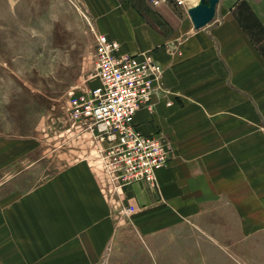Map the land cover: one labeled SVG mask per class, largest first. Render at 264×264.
I'll return each instance as SVG.
<instances>
[{
    "label": "crops",
    "instance_id": "0c3cea01",
    "mask_svg": "<svg viewBox=\"0 0 264 264\" xmlns=\"http://www.w3.org/2000/svg\"><path fill=\"white\" fill-rule=\"evenodd\" d=\"M85 2L98 33L117 40L124 53H150L161 64L151 107L140 109L135 122L144 134L165 135L172 146L156 183L125 189L133 208L129 221L92 226L104 242L98 260L110 246L107 264H264L257 198L252 194L249 205L243 192L244 169L257 165L246 166L245 156L258 163L260 152L258 145L244 147L243 96L253 105L247 119L264 117V0H219L214 19L201 29L188 14L197 0ZM195 72L211 90L207 98L188 96L195 77L187 74ZM232 105L235 117L228 118ZM254 130L246 136L258 139ZM84 170L73 168L60 184L66 200L87 201L94 216L107 206V196ZM79 181L81 191H72Z\"/></svg>",
    "mask_w": 264,
    "mask_h": 264
},
{
    "label": "rangeland",
    "instance_id": "374dc122",
    "mask_svg": "<svg viewBox=\"0 0 264 264\" xmlns=\"http://www.w3.org/2000/svg\"><path fill=\"white\" fill-rule=\"evenodd\" d=\"M96 32L85 0H0V264H107L110 246L98 260L104 242L92 226L130 219L125 193L108 181L99 151L105 143L73 126L67 111L69 93L84 87L93 70ZM192 75L188 96L207 98L203 74L187 77ZM229 85L235 92L230 79ZM243 97L244 147L260 149L258 163L245 156L246 166L257 165L244 169L243 192L249 205L252 194L257 198L254 208L264 225V117L247 119L253 105ZM234 113L232 105L228 118ZM253 128L258 139L246 136ZM85 166L107 196V206L94 216L87 201L66 200L60 184L73 168ZM80 184L70 189L80 192Z\"/></svg>",
    "mask_w": 264,
    "mask_h": 264
},
{
    "label": "built area",
    "instance_id": "2783aa9c",
    "mask_svg": "<svg viewBox=\"0 0 264 264\" xmlns=\"http://www.w3.org/2000/svg\"><path fill=\"white\" fill-rule=\"evenodd\" d=\"M160 1L153 0L155 4ZM184 2L177 0L179 5ZM95 35L96 45L89 53L93 70L84 87L69 93L67 111L73 126L85 127L98 142L105 143L99 151L108 181L123 194L135 183H156L157 172L172 158L165 135L144 134L135 122L140 109L151 107L154 83L163 68L150 53H124L117 40L98 32Z\"/></svg>",
    "mask_w": 264,
    "mask_h": 264
},
{
    "label": "water",
    "instance_id": "95a60500",
    "mask_svg": "<svg viewBox=\"0 0 264 264\" xmlns=\"http://www.w3.org/2000/svg\"><path fill=\"white\" fill-rule=\"evenodd\" d=\"M219 0H199L188 9V14L196 29L207 26L215 17Z\"/></svg>",
    "mask_w": 264,
    "mask_h": 264
},
{
    "label": "bare ground",
    "instance_id": "6f19581e",
    "mask_svg": "<svg viewBox=\"0 0 264 264\" xmlns=\"http://www.w3.org/2000/svg\"><path fill=\"white\" fill-rule=\"evenodd\" d=\"M197 1H199V0H197Z\"/></svg>",
    "mask_w": 264,
    "mask_h": 264
}]
</instances>
